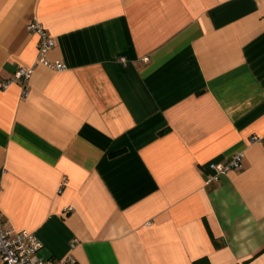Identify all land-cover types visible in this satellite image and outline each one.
<instances>
[{
    "label": "crops",
    "instance_id": "0c3cea01",
    "mask_svg": "<svg viewBox=\"0 0 264 264\" xmlns=\"http://www.w3.org/2000/svg\"><path fill=\"white\" fill-rule=\"evenodd\" d=\"M0 210L76 264H264V0H0Z\"/></svg>",
    "mask_w": 264,
    "mask_h": 264
},
{
    "label": "built area",
    "instance_id": "2783aa9c",
    "mask_svg": "<svg viewBox=\"0 0 264 264\" xmlns=\"http://www.w3.org/2000/svg\"><path fill=\"white\" fill-rule=\"evenodd\" d=\"M28 30L39 37L38 56L36 63L21 65L9 79L1 81L2 88H6L11 82L21 80L22 93L26 94L28 79L34 71L36 64L41 63L53 69H63L64 64L60 61H52L48 58V51L56 44V39L51 36L44 25L37 19H32L27 26ZM124 61V57L121 58ZM252 136L250 141L257 140ZM245 154L238 151L225 161L210 162L208 167L213 173L207 181L217 180L219 176L231 169H239L243 165ZM62 187V186H61ZM69 209V208H68ZM71 209V208H70ZM74 244H71V248ZM43 243L32 232L17 230L8 225L2 218L0 210V262L1 264H76V258L70 250L66 255L58 259H52L40 254Z\"/></svg>",
    "mask_w": 264,
    "mask_h": 264
},
{
    "label": "trees",
    "instance_id": "16d2710c",
    "mask_svg": "<svg viewBox=\"0 0 264 264\" xmlns=\"http://www.w3.org/2000/svg\"><path fill=\"white\" fill-rule=\"evenodd\" d=\"M192 264H211L209 258L207 256H201L195 260H193ZM239 264V263H234Z\"/></svg>",
    "mask_w": 264,
    "mask_h": 264
},
{
    "label": "rangeland",
    "instance_id": "374dc122",
    "mask_svg": "<svg viewBox=\"0 0 264 264\" xmlns=\"http://www.w3.org/2000/svg\"><path fill=\"white\" fill-rule=\"evenodd\" d=\"M42 253V252H41ZM44 253V252H43Z\"/></svg>",
    "mask_w": 264,
    "mask_h": 264
}]
</instances>
